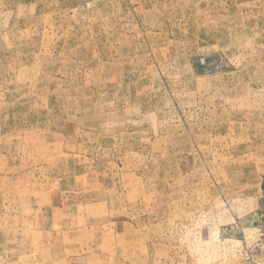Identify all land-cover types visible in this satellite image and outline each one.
Returning <instances> with one entry per match:
<instances>
[{"label": "rangeland", "instance_id": "374dc122", "mask_svg": "<svg viewBox=\"0 0 264 264\" xmlns=\"http://www.w3.org/2000/svg\"><path fill=\"white\" fill-rule=\"evenodd\" d=\"M0 264H264V0H0Z\"/></svg>", "mask_w": 264, "mask_h": 264}]
</instances>
